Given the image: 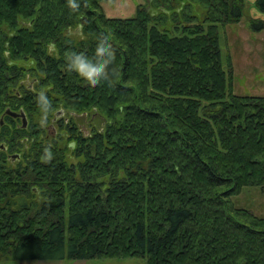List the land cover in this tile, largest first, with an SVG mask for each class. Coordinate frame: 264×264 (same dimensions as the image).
I'll use <instances>...</instances> for the list:
<instances>
[{
  "label": "trees",
  "instance_id": "1",
  "mask_svg": "<svg viewBox=\"0 0 264 264\" xmlns=\"http://www.w3.org/2000/svg\"><path fill=\"white\" fill-rule=\"evenodd\" d=\"M101 1L73 10L68 0H0V261L112 253L146 254L147 264H264V227L252 225L264 216L233 198L264 190V95L235 93L221 45L220 28L241 20L247 0H149L151 9L127 18L107 17ZM255 4L264 11V0ZM84 16L77 41L67 29ZM103 28L114 33L115 71L94 84L67 70L64 56L94 49ZM27 77L49 94L50 113L62 102L98 108L105 129L76 135L71 123L77 144L42 140L39 90ZM68 148L82 160L69 162Z\"/></svg>",
  "mask_w": 264,
  "mask_h": 264
},
{
  "label": "rangeland",
  "instance_id": "2",
  "mask_svg": "<svg viewBox=\"0 0 264 264\" xmlns=\"http://www.w3.org/2000/svg\"><path fill=\"white\" fill-rule=\"evenodd\" d=\"M151 6H153V1L151 2L149 0H103L101 1L100 10L107 17L127 18L136 16L141 7H148L151 9ZM254 6H256V4L252 3V7L249 6V10L255 8ZM87 16H84L86 21L80 20L81 23L78 24V26L83 28L85 34ZM251 18L252 17H249L246 4L243 17L240 21L227 23L225 27L222 26L220 28L221 45L225 61L228 54L231 55L233 60L235 93L240 95H264V28L260 30L253 29L250 21ZM24 23H26V26L32 25V21H29L28 18L24 20L23 24ZM70 37L76 39L77 41L82 39L79 35H73ZM51 50L53 53L57 52L55 48H52ZM22 62L26 64L24 60H22ZM27 63H29V61H27ZM35 74L36 76H39L38 73L33 71L29 73V76H33ZM42 74L43 73H40V75ZM22 76L25 75L23 74ZM26 79V85H29L35 91L41 89L39 88V83L37 81L33 82L32 77H27ZM62 109L63 113L61 111V117L58 118L54 116L56 112ZM50 114L48 124L46 126H42L39 123L40 113L34 116V121L38 123V128L42 130L40 138L42 140H52L53 138H56L59 140L62 147L64 145H71L72 142H77V138L73 137L72 132L67 127L68 124L73 123L78 127L76 135L78 133L90 135L92 132L104 130L107 122L109 121L107 116L104 115L98 108L77 111L70 109L67 105L65 106L63 102L60 104L59 108L54 110L53 114ZM19 151L24 156L27 148L20 147ZM66 154L69 162H72L73 159L74 161L82 160L75 156L74 149L68 148ZM21 161H24V159L22 158ZM16 164L17 163H15V161H10L8 163L9 166H14ZM222 188L225 189V187ZM233 198L238 207L249 208L255 214L264 216V190L261 187H244L242 191ZM246 220L249 224H251L249 219ZM252 225L255 228H259L261 226L264 227V223L261 225ZM147 260L148 256L146 254L117 255L109 253L107 255L95 256L94 258H82L75 260L67 259L65 261H60L59 264H147ZM0 262H4L3 264H14L13 262L7 260Z\"/></svg>",
  "mask_w": 264,
  "mask_h": 264
},
{
  "label": "clouds",
  "instance_id": "3",
  "mask_svg": "<svg viewBox=\"0 0 264 264\" xmlns=\"http://www.w3.org/2000/svg\"><path fill=\"white\" fill-rule=\"evenodd\" d=\"M68 2L73 10H77L80 7L79 0H68ZM249 14L254 19L264 18V12H260L255 8L250 9ZM67 34L69 36L79 35L81 38H84L86 35L83 28L78 25L68 28ZM98 35V43L94 49L88 46L73 47L64 56L67 70L78 73L94 84L110 78V75L115 71L112 65L117 57L113 31L109 28H103ZM37 95L40 108L39 123L42 126H46L53 103L46 90L40 89ZM44 154L48 159L54 157L55 150L53 143L49 142L45 146Z\"/></svg>",
  "mask_w": 264,
  "mask_h": 264
},
{
  "label": "water",
  "instance_id": "4",
  "mask_svg": "<svg viewBox=\"0 0 264 264\" xmlns=\"http://www.w3.org/2000/svg\"><path fill=\"white\" fill-rule=\"evenodd\" d=\"M7 112L14 115V116H21L23 118L24 125L26 126L28 124V119H27V116H26L24 111L16 112V111H12L11 109H9ZM19 157H20V155L18 153L11 155V158H13V159H17Z\"/></svg>",
  "mask_w": 264,
  "mask_h": 264
},
{
  "label": "crops",
  "instance_id": "5",
  "mask_svg": "<svg viewBox=\"0 0 264 264\" xmlns=\"http://www.w3.org/2000/svg\"><path fill=\"white\" fill-rule=\"evenodd\" d=\"M255 2H256V0H247L248 14H249V6L252 7V3L255 4ZM254 7L256 8V10H259L256 6H254ZM260 12H264V11H260ZM249 17H252V16L249 14ZM260 19L264 20V18H260Z\"/></svg>",
  "mask_w": 264,
  "mask_h": 264
},
{
  "label": "flooded vegetation",
  "instance_id": "6",
  "mask_svg": "<svg viewBox=\"0 0 264 264\" xmlns=\"http://www.w3.org/2000/svg\"><path fill=\"white\" fill-rule=\"evenodd\" d=\"M57 120H58V118H57ZM54 121H56V120H54Z\"/></svg>",
  "mask_w": 264,
  "mask_h": 264
}]
</instances>
